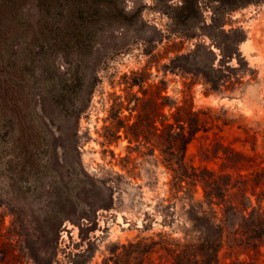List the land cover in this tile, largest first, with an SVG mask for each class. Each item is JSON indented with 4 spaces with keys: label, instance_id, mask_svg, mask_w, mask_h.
<instances>
[{
    "label": "rangeland",
    "instance_id": "374dc122",
    "mask_svg": "<svg viewBox=\"0 0 264 264\" xmlns=\"http://www.w3.org/2000/svg\"><path fill=\"white\" fill-rule=\"evenodd\" d=\"M9 9L19 15L12 59L27 68L20 118L0 133V264H174L161 236L182 239L188 218L184 202L175 211L165 201L175 106L203 125L187 163L215 172L219 187L231 177L245 205L264 206V1L236 11L210 0H11ZM205 187L194 213L201 262L214 258L203 248ZM217 218L226 220L219 264H264V210L246 219L222 208ZM143 238L159 244L137 260L124 252Z\"/></svg>",
    "mask_w": 264,
    "mask_h": 264
},
{
    "label": "trees",
    "instance_id": "16d2710c",
    "mask_svg": "<svg viewBox=\"0 0 264 264\" xmlns=\"http://www.w3.org/2000/svg\"><path fill=\"white\" fill-rule=\"evenodd\" d=\"M11 0H0V133L10 125L14 120L19 119L17 113L19 104L23 98V74L24 64L20 65L17 60H13L11 55L12 42L19 40L18 30L14 27L19 23V15L12 9H9ZM44 1V0H41ZM48 1V0H46ZM211 2L224 7L230 11L240 10L248 6L258 4L264 0H210ZM186 2V1H185ZM50 9L51 4H48ZM14 13V14H13ZM74 12H69L68 16L73 17ZM17 58V56H15ZM15 58V59H16ZM33 58V57H32ZM175 113L171 116L177 121L169 124L168 139L166 141V158L169 171L172 173V179L169 183V197L165 201L170 203L171 210H177V202H184V214L188 217L185 220L186 232L182 239H173L170 236H161V244L164 246L169 256L174 260V264H219V253L225 242V221L217 218L218 209L230 211L233 215H239L241 218H249L253 213L264 210V206H254L250 201L245 205L244 198H247V191L243 186L233 184L231 177L224 187H219V177L215 172L206 170L204 173L197 168L190 166L186 161V152L188 145L194 139L196 134L203 129L201 119L193 108L189 106H175ZM200 182H205V192L208 201V210L206 211V222L212 228V232L204 239L203 246L207 255L214 256L212 260L201 262L196 254L199 245L196 239V218L194 213L198 209L196 188ZM222 195L224 199L229 196L227 205L216 203V199ZM211 212L214 214L209 217ZM238 230V229H237ZM238 235V234H237ZM238 239V238H237ZM139 239L128 245H123L124 252L132 250L136 255L134 259L140 258L150 252L157 244L154 239ZM238 243H244L238 239ZM125 253H121L118 259H124ZM121 263V260H119Z\"/></svg>",
    "mask_w": 264,
    "mask_h": 264
}]
</instances>
